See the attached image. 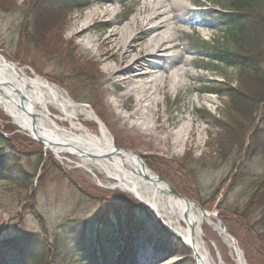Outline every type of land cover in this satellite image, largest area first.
<instances>
[{"label":"rangeland","instance_id":"obj_1","mask_svg":"<svg viewBox=\"0 0 264 264\" xmlns=\"http://www.w3.org/2000/svg\"><path fill=\"white\" fill-rule=\"evenodd\" d=\"M160 1L158 7L156 4L158 0L127 2L104 0L102 4H94L84 12L74 10L67 16L64 8L55 9L53 16L58 31L54 29V34L44 36L41 44L48 46L49 51H46L39 48L34 41H27L22 36L26 29L25 14L31 6V1L1 0L0 4L3 7H0V55L18 67L28 68L30 77L35 73L64 90L75 103L90 107L114 137L117 148L129 149L141 155L146 165L156 175L158 173L150 167L147 158L176 162V164L184 160L192 164L190 168H193L199 177L201 197L207 200L221 180L237 164L239 157L236 149L229 153L230 145L220 143V138L215 137L218 131L215 121H227L230 120L228 116H231L234 126L239 128L240 124L245 122V118H241L236 105L229 104L228 97L203 95L201 91L210 85L209 82L219 81L224 88L232 87L233 93L238 94L247 91L249 83L252 82L247 80L237 67L213 61L212 53L205 48L204 43H208L213 47L233 52L239 50L225 39L226 32L218 19L220 12L226 9L224 6H229L228 0ZM71 2L72 0L66 1L69 5ZM261 3L263 5L257 14L264 15L262 0ZM93 10L96 11V15L90 20L86 19L87 12ZM158 14H166L165 17L171 18L168 26L163 28L161 33L168 29L172 30V42L166 43L163 47V49L175 47L170 52L174 56L172 63L165 64L161 61V52L152 56L148 49V38L145 35L147 18ZM85 20L87 26L83 27ZM127 24L132 28L130 34L111 39V35L117 29L126 27ZM87 39H90L94 46L92 52L83 47ZM166 41L167 39H162L160 44ZM132 47L130 58L123 61V55L125 52H130ZM69 57L71 60H68ZM73 60H75L74 64ZM84 63L97 65L98 73L93 78L80 75V66ZM134 63L135 68L163 63L164 69L168 71L166 81L156 86L158 106L151 125L141 124L134 117L131 118V115L141 109L143 100L149 97L150 89H155V83L160 84L162 73L157 76L158 81L148 85L150 89L139 97L134 91L136 84L132 85V80L127 81V76L112 71L115 67L122 70L126 65L131 66ZM182 69L187 72L182 80L184 83L174 86L170 80L171 74H177ZM151 71L157 72L158 69ZM50 110L55 118L62 115L53 108ZM59 123L66 129L70 128L69 122ZM83 124L91 132L99 134L95 124L91 122ZM154 124L158 126L156 132L160 138L151 137L146 131L148 126ZM184 124H189L192 135L187 136V142L179 151L175 149V131ZM237 132V129L233 130L234 137ZM253 132L254 134L257 132L255 141L249 146L250 142L246 140L245 147L264 148V116L256 117L251 134ZM0 134L9 139L21 136L32 140L30 135L22 131L1 109ZM26 146V151L34 153L31 146L27 143ZM165 146L168 149L164 150ZM232 148H235V144ZM218 150L224 153V161L218 158ZM43 151L45 158L28 190L16 185L6 192L3 188L4 182L0 181V228L8 226V232L0 229L1 236L5 233L3 235L5 239L32 234L36 239L34 245H38L36 250L41 248L44 241L52 238L64 221L83 220L94 216L101 204L93 199L95 198L93 189L95 187L105 189L99 186V182L106 185L109 181L98 170L92 175L85 169L79 168L76 165V157L66 154L60 159L44 147ZM30 157L22 158L21 163L34 173L38 156ZM248 166L245 171L248 174L245 178L246 182L229 193L227 206L236 204L241 206L246 200V187L255 178L253 175H264L263 158L253 159ZM166 181L174 188L172 183ZM204 209L220 216L215 206ZM139 211L142 219L155 218L144 205ZM228 218L231 224H236L234 218ZM219 220L221 221L220 217ZM222 227L226 228L224 225ZM205 235L209 241L216 244V247H211L215 258L217 250L226 264H236V255L232 249L208 225L205 228ZM239 249L245 257L242 248ZM40 252L31 264H42L43 254ZM160 258L148 245L139 246L136 259L142 264H156ZM165 263L194 264V261L188 256L180 262L177 258H172Z\"/></svg>","mask_w":264,"mask_h":264},{"label":"trees","instance_id":"obj_2","mask_svg":"<svg viewBox=\"0 0 264 264\" xmlns=\"http://www.w3.org/2000/svg\"><path fill=\"white\" fill-rule=\"evenodd\" d=\"M30 1L31 6L25 14L26 29L22 36L27 41H34L39 48L49 51L48 46L41 44V41L43 42L45 35L54 34V29L58 31L53 16L55 9L64 8L67 16L74 10L83 12L101 0H72L70 5L66 3L67 0ZM228 1L229 6H224L226 9L220 12L218 19L225 29V39L239 50L233 52L208 43H204L205 48L212 53L213 61L237 67L252 83H249L247 91L234 94L232 87L226 89L222 83L213 81L209 82L208 87H204L201 94L228 97L229 104L236 105L241 118H245L239 128L234 126L231 116H228L230 120L227 121H215L218 130L215 137L220 138V143L230 145L229 153L236 149L239 156L237 164L221 180L209 199L205 200L201 197L198 174L190 168L192 164L184 160L176 164L151 158H147V162L182 195L200 203L204 208L216 205L223 225L238 241L248 264H264V175H253L255 178L247 185L246 200L241 206L226 205L229 193L246 182L248 174L245 171L249 168V163L255 158L264 159V148L254 146L249 149L257 136V132L251 134L256 117L264 116V15L257 14L263 4L261 0ZM0 7L3 5L0 4ZM72 62L74 64L75 60ZM80 72L81 76L93 78L98 73V68L94 63H84L80 66ZM234 129L238 131L235 137ZM246 140L250 142L247 147ZM26 143L34 153L26 151ZM234 144L235 148H232ZM217 154L224 161V153L218 150ZM30 156H38L34 173L21 163L22 158L29 159ZM44 158L43 146L33 139L21 136L9 139L0 134V181L4 182V190L7 192L16 185L28 190ZM93 191V199L101 204L97 213L83 220L64 221L52 238L41 244L39 250H36L38 245H34L36 239L32 234L4 239L5 233L2 236L1 233L8 232V226L0 228V264H31L40 251L43 254L42 264H137L134 259L140 244L151 246L161 258L178 255L184 259L190 256L189 249L170 235L156 218L146 220L140 217L139 209L142 206L131 196L118 190L96 187ZM228 217L234 218L236 224H231Z\"/></svg>","mask_w":264,"mask_h":264},{"label":"bare ground","instance_id":"obj_3","mask_svg":"<svg viewBox=\"0 0 264 264\" xmlns=\"http://www.w3.org/2000/svg\"><path fill=\"white\" fill-rule=\"evenodd\" d=\"M156 4L159 7L161 1L158 0ZM93 15H96L95 10L87 12L86 19L90 20ZM165 15L158 14L148 17L145 35L148 38L150 55L154 56L156 53L161 52V61L166 64L173 62L174 56L170 52L175 47L163 49L166 43L172 42L171 29L161 33V30L167 27L171 21V18H167ZM134 23L136 22L134 21ZM86 24L87 20H85L83 27H86ZM131 32L132 28H130V24H127L126 27L117 29L111 35V39ZM162 39H167V41L160 44ZM83 47L89 52L94 49L90 39H87ZM132 49L133 47L130 52H125L124 57H122L123 61L130 58V53L133 52ZM134 66L135 63L131 66L128 64L122 70L115 67L112 71L127 76V81L132 80V85L136 84L134 91L139 97H142L150 89L148 85L158 81L157 73L151 71L152 69L163 72L164 76L160 81V85L167 79L168 71L164 69L163 63L141 68H135ZM28 73L27 68H21L7 60L0 59V109L22 131L33 136L32 117H34L38 134L43 137L45 142H51V145H45L46 150L51 151L60 159L66 154L76 157V165L79 168H83L90 173L98 170L106 176L109 181L104 186L111 190L121 191L131 196L133 200L145 204L189 249L195 264H226L220 255L219 258L212 255L211 247H216V244L206 238V225L216 231L224 242L229 245L236 255V264H246L237 245L216 223L210 212L205 213L195 204H186L183 200L175 199L169 194L166 185L158 181H148L143 176L132 173L130 166H134L126 155L121 157L113 155L117 149L114 137L107 133L102 121L93 113L91 108L78 105L58 86L34 74L30 77ZM186 73L182 69L177 74H171L170 80L174 86L183 85L182 80L186 77ZM158 85L155 83V89L151 87L149 97L143 100L140 106L141 109L136 110L131 118L134 117L141 124H153L152 118L158 106V90L156 89ZM51 108L62 115L55 118L50 110ZM65 121L70 123L69 129L59 123ZM82 121L83 123H96L99 134L91 132ZM157 130L158 126L156 124L146 128L151 137L160 138L156 132ZM191 135L189 124L179 127L175 131V149L180 151V147L187 142V136ZM166 149H168L167 146L164 150ZM108 153L111 157L104 159L102 155ZM146 175L154 176L149 170L146 171Z\"/></svg>","mask_w":264,"mask_h":264},{"label":"water","instance_id":"obj_4","mask_svg":"<svg viewBox=\"0 0 264 264\" xmlns=\"http://www.w3.org/2000/svg\"><path fill=\"white\" fill-rule=\"evenodd\" d=\"M0 59L4 60L2 56H0ZM41 78V77H40ZM44 79V78H42ZM46 80V79H44ZM79 105V104H78ZM81 106H84V107H87L85 105H81ZM33 119V130H32V133H33V136L32 138L39 142L40 144L42 145H51V142H45L43 137L40 136L36 130V125H35V119L34 117H32ZM103 126L105 127V125L103 124ZM107 133L110 135V133L108 132L107 128L105 127ZM115 156H124L126 155L128 157V159L132 162L133 166H130L131 168V171L132 173H134L135 175H140V176H143L146 180H150V181H158L159 183H162L164 185H166L168 187V192L169 194L174 197L175 199H179V200H183L186 204H195L197 205L203 212L206 213V211L198 204L192 202L191 200L185 198L184 196H182L176 189H174L165 179L159 177L158 175H156L147 165L146 163L144 162V159L141 155L137 154L136 152L134 151H131V150H128V149H122V148H117L114 152ZM104 159H109L111 157L110 153L108 154H105V155H102ZM149 170L154 176H149V175H146V171ZM213 217H215L216 219L218 218V215L217 214H212ZM158 217V216H157ZM159 219V217H158ZM160 220V219H159ZM161 221V220H160ZM218 224L221 225V222L218 221ZM163 225L165 226V228L170 232L172 233L168 228L167 226L163 223ZM224 232H226V230H224ZM227 233V232H226ZM228 237L235 243V240L229 235L227 234ZM243 257V256H242ZM244 260V259H243ZM245 262V260H244Z\"/></svg>","mask_w":264,"mask_h":264}]
</instances>
